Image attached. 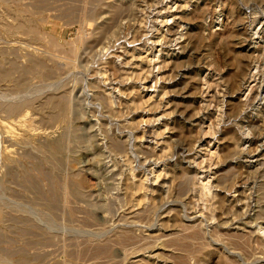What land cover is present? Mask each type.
Masks as SVG:
<instances>
[{"label":"rangeland","instance_id":"rangeland-1","mask_svg":"<svg viewBox=\"0 0 264 264\" xmlns=\"http://www.w3.org/2000/svg\"><path fill=\"white\" fill-rule=\"evenodd\" d=\"M0 264H264V0H0Z\"/></svg>","mask_w":264,"mask_h":264},{"label":"bare ground","instance_id":"bare-ground-1","mask_svg":"<svg viewBox=\"0 0 264 264\" xmlns=\"http://www.w3.org/2000/svg\"><path fill=\"white\" fill-rule=\"evenodd\" d=\"M159 13V12H158ZM166 16V15H165ZM163 21V20H162ZM163 23V22H162ZM150 39V38H149ZM151 64V63H150ZM132 75V74H131ZM155 121V120H154ZM203 185V184H202ZM205 185V184H204Z\"/></svg>","mask_w":264,"mask_h":264}]
</instances>
